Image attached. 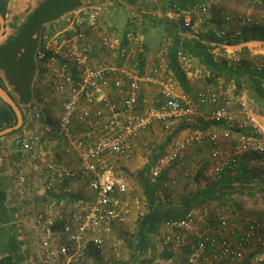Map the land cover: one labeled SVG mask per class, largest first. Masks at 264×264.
<instances>
[{"label": "built area", "instance_id": "obj_1", "mask_svg": "<svg viewBox=\"0 0 264 264\" xmlns=\"http://www.w3.org/2000/svg\"><path fill=\"white\" fill-rule=\"evenodd\" d=\"M182 1L172 0L167 13L186 31L198 32L208 16L209 4L205 1L183 6ZM107 3L91 1L71 10L64 26L41 34L36 48L37 61L46 63L42 70L44 81L65 95L56 137L63 152L76 154L80 165L66 167L46 160L36 149L38 141L27 137L19 139L20 163L27 162L36 180L45 181L49 190L56 181L78 178L83 181L84 191L79 196L52 195L36 212L31 234L37 243L40 264H97L98 257L107 259L110 253L115 258L121 256L120 247L110 245L115 225H127L133 211L144 216L148 206L132 195L133 186L118 171L110 155L129 153L133 139L155 121L164 122L167 127L177 121L192 124L205 106L211 110V119L224 123L223 128L188 134L183 140L175 141L171 151L156 159L149 180L160 184L158 195L165 203L171 201L167 191L177 180L168 174L163 177L164 172L178 162L183 163L182 152L190 145L206 140L212 143V171L217 176L224 169H234L250 152L264 154V121L245 93L218 84L202 87L195 95H182L176 78L167 72L161 59L151 54L144 55V69L139 73L130 62L131 43L139 41L133 29L126 33L130 51L127 48L128 52L123 53L121 64L97 58L96 41L102 48L109 49L117 40V31L106 26ZM243 22L252 23L255 18L247 15ZM225 32L220 30L219 35ZM173 41V34L164 35L161 55L168 54ZM58 57L69 62L72 69H61L49 62ZM229 58L239 61L236 55ZM178 61L192 63L183 50L178 52ZM262 64H256L257 68L261 69ZM112 76L118 89L124 87V82L128 83L121 101L110 98L105 92ZM146 83L156 85L159 95L145 94ZM76 123L83 126L82 134L75 131ZM226 141L232 143L229 153L221 146ZM28 182L24 168L19 169L15 187L23 197L29 193ZM164 228L152 237L153 255L148 264L233 263L245 258L247 250L254 245L264 248V220L244 216L233 223L226 215L212 220L208 206L199 211L193 208L181 218L168 219ZM128 229L135 231V225L130 224ZM185 246L189 247L187 256L178 257L175 253ZM168 251L174 254L166 257ZM255 259L264 261V251L258 252Z\"/></svg>", "mask_w": 264, "mask_h": 264}, {"label": "crops", "instance_id": "obj_2", "mask_svg": "<svg viewBox=\"0 0 264 264\" xmlns=\"http://www.w3.org/2000/svg\"><path fill=\"white\" fill-rule=\"evenodd\" d=\"M42 1L44 0H11V10L7 13L6 16V28L4 32L0 34V51L3 50L1 47L4 48L3 44L8 39L17 36L23 21L26 19L28 14L32 12L34 8ZM91 1L102 0H82L81 5H84L87 2ZM105 1L108 2V10L105 14L107 19V27L113 26L114 28L110 27L112 29H115L116 27L112 21L114 18H109L111 14L114 15L112 13V7L116 8L117 6H121V8L126 9L127 17L122 31H120L116 27L119 33L116 30L117 40H115L111 48H102L97 41L95 42L96 45L94 46V51H96L95 54L97 58H105L112 64H121L123 61V53L127 51V48L128 51H130L126 33L133 29V31H135V33L138 35L139 41L133 44L131 43L132 50L130 62L131 66L138 69L139 73H142L144 69V55L151 54L154 57L161 59L167 72L171 73L176 78L178 83V91L182 95H195L200 88L206 87L203 86L201 80L197 78L199 77V75L201 76L200 72H202L201 69L204 68V64L197 61L195 64L196 66L194 65V67L190 66V63L185 65L184 63L180 62L173 65L169 52L165 56L161 55L159 52L164 35L169 32L172 34L173 32L178 33V30L181 29L179 23L170 14L167 13L172 0H159V2L157 3H149L146 0ZM190 1L193 2V0ZM206 1L208 3V0ZM218 1L219 0H215V3H217ZM69 12L63 14L55 20L46 22L42 31L44 32L47 30L58 29L64 26ZM210 16L211 13L209 8L208 17L210 18ZM110 20L111 24L109 23ZM207 22H205V24ZM239 32L240 31H238L237 33ZM34 36L36 37L37 34L35 33ZM213 44L217 46L216 48H220L219 46H223L230 51L237 50L239 54L243 50L250 51L252 54L255 52H264L261 46H257L258 40L240 41L232 44L224 42L217 44L216 42H213ZM23 50L24 48H22V51ZM2 61H4L3 57ZM56 61L59 62L57 63V65L61 66V69L63 67L64 69H72L70 64L65 66L66 60L61 59L60 57L52 59L49 62L55 64ZM45 64L46 63L37 61V68L32 80V92L29 97H22L18 94L14 84L8 78V73L3 68V66L0 65V79L3 84L10 90L9 92H12V94H15L17 96L16 101L18 102L24 117V122L18 129L7 132L0 136V200L2 198V200L6 201V203L9 204L11 209H14L13 211H10L5 209L6 206L5 208L2 206L0 207V256H4L8 253V250L6 251V241L10 240L9 237L14 230L16 232H14L16 234L15 236L16 238H18L19 243L22 244L21 247L26 254V264H40L37 255V243L32 238L31 233L33 232L32 225L34 216L37 211H40L44 207V203L48 199V197L55 194L63 195L65 193H71L74 196H79L84 192L82 184L81 186H75L73 184L74 181H72L71 178L56 181L54 183V188L52 190H49L44 184L45 181L36 180L32 168L29 167V164L27 162H25L24 165L20 163L22 153L19 151V139L21 137H27L36 139L38 141L36 149L38 153L42 155V157L46 160L54 161L57 164L66 167H76L75 165L79 167L80 165L79 158L76 154L66 155L63 152L61 143L56 137V126L58 123L59 114L62 110L65 95L61 92H58L50 82L44 81L42 70L44 69ZM114 79L115 76H112L110 84L105 88V92L110 98L121 101L127 93L128 83L127 81L124 82V87L122 89H118L114 85ZM124 90L126 91V93L124 92ZM143 92L149 96L159 95L157 86L147 83L144 84ZM37 112L39 113V115L36 114ZM210 113V108L203 106L201 107L200 114L198 115L194 123L182 124L180 121H177V123L172 127H167L164 122L155 121L146 130L142 131V133L137 138L133 139L129 153L125 155H110V158L116 164L118 171L121 173L137 170L140 165H142V156L137 155L135 157V155H133L131 158L129 157V155L130 153H139L142 148H146L147 144H158V147L171 151V148L175 141L183 140L190 133L200 130L209 132L216 128H223L224 123L211 119ZM260 117L261 120L264 121V116L260 115ZM74 128L75 131L80 134L84 132L83 126L79 123H76ZM221 146L224 147L225 142H222ZM212 148V143L209 140H206L203 143H195L193 145H190L183 150L182 156H184L185 162L187 163L184 164V166L186 167L183 166V168H176L175 172L172 171V167L170 172V174L178 178L177 184L171 188V192L173 193L174 197L177 196L179 190H181V185L179 186L178 183H183V178L185 177L184 175L188 174V172H185L184 170H189L190 166H197V168L195 169L197 170L208 161L210 162V165H212ZM174 166L176 167L177 164H175ZM22 168H24V170L26 171L29 179V193L25 197L21 196L18 193V189L15 187L17 173L19 169ZM48 178L52 179L51 176H48ZM193 192L194 191H184L182 192L181 196L183 198H189L190 196H192ZM132 195L134 197L142 199L144 203H147V205L150 202L148 191H143V189L135 193L132 192ZM162 202L164 201L158 198V201L156 202V204L158 205L157 207L161 206L167 209L171 208V210L172 208L177 209L183 203L178 202L176 205H169L167 207L165 204H162ZM156 204L149 205L153 207L156 206ZM150 209L151 208H149V210ZM144 216L140 217L137 211H133V213L129 217V222L130 224L135 225L136 228L138 223L137 221L142 220ZM119 225L120 224L115 225V231L117 230ZM160 226L161 227L159 230H165L162 223L160 224ZM138 228H136L135 231L138 230ZM125 240H119V244L121 242H124V246H126L127 244L130 245L131 240L128 241L129 239H127V242ZM136 243L137 241L135 240V244ZM135 244H133L132 255L128 257L129 262L127 264H142L141 261H143L145 258L146 262L144 264H148L151 260L149 252H146L144 256H142L140 253L137 254V252H135ZM261 248L263 249V247ZM261 248L259 249L262 250ZM184 250H186L187 252L189 251L185 247ZM19 251H21V249ZM182 251H177L175 254L178 257L183 258V256H181L182 253H180ZM252 252H254V250H251L249 252L250 254L248 255V257H251L253 255L255 256L257 254V252H254L253 254ZM110 256L113 255L110 253ZM107 259L98 257L97 264H101L104 261L106 262Z\"/></svg>", "mask_w": 264, "mask_h": 264}, {"label": "trees", "instance_id": "obj_3", "mask_svg": "<svg viewBox=\"0 0 264 264\" xmlns=\"http://www.w3.org/2000/svg\"><path fill=\"white\" fill-rule=\"evenodd\" d=\"M205 1L206 0H193L192 2L190 0H183L182 4L183 6H189L193 3H201ZM255 1L259 3L262 7L261 9L264 10V0ZM81 4L82 0H44L40 2L23 21L17 36L8 39L3 44L4 48L1 47L3 50L0 51V65L3 66L8 73V78L14 84L16 91L20 96L29 97L32 92V80L37 68L35 52L40 36L43 33L42 30L44 24L55 20L63 14L77 8ZM10 10L11 0H0V12L5 18ZM208 19L209 17L207 16L205 22H207ZM210 21L214 22V24L220 28L215 31V33H205L197 38L188 39L187 41L182 40L179 35L173 33L174 41L169 46V55L171 56L173 65L179 62L178 52L183 50L192 61L197 60L204 64L205 70L208 72L209 81L214 82V85L216 86L218 84V79L222 76L226 78V84H229L227 82H233V85L238 90L242 88L243 81H248L252 91H250V96L254 99L258 109H260L257 113L260 115L264 114V62H260L263 63V66L259 69L256 65L253 66L249 61L239 60L235 64H232L229 59H217L211 53V49L213 48L211 42H226L232 44L248 40L264 41V23H261L259 18L255 19V22L245 23L247 25H245L235 36L228 33V31L223 28L224 20L222 18H212ZM202 25H205V23ZM180 28L184 30L182 27ZM201 28L202 27L199 29ZM199 29L197 33L202 32L199 31ZM220 30H225L226 32L219 35ZM35 33L37 34L36 37L34 36ZM22 48H24L23 51ZM2 57L4 58V61H2ZM0 83L8 89L1 79ZM224 86L227 87L228 85ZM8 91L10 90L8 89ZM12 95L17 100V96L15 94ZM16 123L17 116L14 109L11 105L0 98V130L13 126ZM262 162H264V154L257 152L248 153L238 162L234 169H224L221 175L218 176L219 179L200 188L197 192H193L192 196L189 198L185 197L182 201V205L177 209L172 208V210L171 208L157 207L158 205L156 202L158 201V198L161 199L158 195L160 184L152 183L148 179L146 191H148L149 204H156V206L152 207L148 204L147 206L151 209L149 210L148 208V212L143 219L140 220L139 228L136 231L137 243L135 244V252H137V254L140 253L142 256H144L146 252H149L152 256V237L155 232L159 231L161 227L160 224L162 223L164 225V222L168 219L181 218L189 210L197 206H207L206 204L211 199H217L222 203L231 202L232 204L231 199L235 192H246L250 196L254 195L255 192L259 190V188H255L254 185L264 186V163ZM171 168L172 167L166 169L163 177L167 174L169 175L168 172ZM176 180L178 182L177 178ZM171 188L172 187L168 188L167 191L169 195ZM169 203L170 201L168 204ZM7 204L8 203L1 198L0 207L2 206L5 208L6 206V210L13 211L14 209H11L9 204ZM14 232L15 231L13 230V235L11 234L9 237L10 240L6 241V251L8 250V253L4 256H0V264H26V254L21 247L22 244L19 243L18 238L15 236L16 232ZM185 248L189 250L188 246H185ZM20 249L21 251H19ZM182 250L181 256H187L188 252L184 250V248ZM262 251H264V248ZM171 255H173L171 251H168L165 254L166 257ZM145 262L146 260L144 259L142 264ZM262 264H264V262Z\"/></svg>", "mask_w": 264, "mask_h": 264}, {"label": "rangeland", "instance_id": "obj_4", "mask_svg": "<svg viewBox=\"0 0 264 264\" xmlns=\"http://www.w3.org/2000/svg\"><path fill=\"white\" fill-rule=\"evenodd\" d=\"M208 3L210 5L211 16L208 19V22L205 25H202V28L199 29V31H202V32L197 33V32L192 31V30L186 31V30L180 29V30H178V33L177 32H173V33H177V35H179L181 37V39L184 41H187L188 39H191V38H197L200 35L205 34V33H211V32L215 33V31L219 30L220 28L217 27L216 24H214V22H212L210 20L212 18L216 19L219 17L224 20L223 28L226 29L228 31V33H231L235 36L237 35L238 31H241L243 29V27L245 25H247L243 22V17H245L247 15H250L251 17H254L255 19L259 18L261 20V23H264V17H263L264 10L261 9L262 7L255 0H219L217 3H215V0H208ZM213 3H215V4H213ZM112 13L114 15L111 14L109 16V18L110 19L114 18L112 20L113 23L115 24V26L120 31H122L123 26L125 25L126 17H127L126 9L121 8V6H117L116 8L112 7ZM108 21H109V19H108ZM109 23L111 24V20ZM110 27H113V26H110ZM116 27L114 30L118 31V29ZM118 33H119V31H118ZM224 43H226V42H224ZM211 45L213 46V48L211 49V53L214 55L215 58H217V59H222V58L229 59L232 64H235L236 61H231V59L229 58L230 55H236L239 58V60H241V61H249L253 66H255L257 63L264 62V52H255L252 54L250 51H244L243 50L239 54V52L237 50H231L230 51V50H227V48L223 47V46H219L220 48H216L217 46H215V44H213V42L211 43ZM257 46H261L264 50V41L258 40ZM196 62H197V60H193L190 66L194 67ZM57 63H59V62L56 61L55 65L60 68L61 66H58ZM68 64H70V63L66 61L65 65H68ZM185 65H187V64H185ZM201 70H202V72H200L201 76L199 75L200 78L199 77H197V78L201 80L202 85L203 86H209V87H215L216 85H214V82H211L208 79V72H207V70H205V66ZM217 83H219L221 85L223 84V85L232 86V87H234L236 92L245 93L249 97L250 101L252 102L254 109L256 111H260V109H258V106H256L254 99H252V97L250 96L251 88L249 86L248 81H243V84H242L243 86L240 90L235 88V86L233 85V82H227L229 84H226V78L224 76L219 78ZM202 85H200V86H202ZM262 115L264 116V114H262ZM233 133L235 135L236 131H233ZM158 146H159L158 144H156V145L147 144L146 148H142L139 153H137V154L130 153L129 157L132 158L133 155H135V157L137 155H141L142 156L141 158L143 160L142 165H140V167L137 170H132V172L131 171L123 172L124 175L130 181L131 185L133 186V192L134 193L137 191H141L142 189H143V191H146V184H147V180L149 179L151 167L153 166L156 159L160 155L166 154L167 152H169L167 149H163V148L158 147ZM223 148L228 153L231 152L232 151V143L230 141H226L225 146ZM182 159H183V163L180 164V162H178L176 167L172 166L173 172H175L176 168H178V169L183 168L184 164H187L185 162L184 156H182ZM262 163H264V162H262ZM75 166L77 167V165H75ZM211 166L212 165H210L209 161L207 163H204V165L201 166L200 168H198L197 170H195L197 168V166H190V167L188 166L189 170H187V171L184 170L185 172H188V174H185L184 178L182 177L184 184L178 183L179 186L181 185V187H180L181 190H179L177 196L174 197L173 193L171 191H169L170 195H171L170 203L168 204V203L162 202V204H165L167 207L169 205H171V206L176 205L178 202H182V200L185 199V197L183 198L181 196L182 192H184V191H186V192L187 191H189V192L190 191H194V192L198 191L200 188H203V187L209 185L210 183H213L217 179H219V177L213 173ZM184 167H186V166H184ZM170 172H171V169L168 172L169 176L176 177V176L170 174ZM71 179H72V181H74L73 184L75 186H78V185L81 186V184L83 186L82 180H80L78 178H71ZM254 186H255V188H259V190L257 192H255V194L252 196L248 195L246 192H235L232 199H231L232 204H230L229 207L226 206V203H222L221 201H219L217 199H211L206 204L210 208L211 219L215 220L219 215H226L229 218V220L233 223L240 220L244 216H254V217H258V218H261L262 220H264V186H262V185H254ZM178 200H180V201H178ZM202 207L203 206L201 205V206L195 207L194 209H197L199 211ZM137 222L138 223H137L136 228L139 227L140 220ZM128 224H130V222ZM128 227H129V225H126V224L119 225L117 230L116 231L114 230L115 232H113L111 234V237H110L111 238L110 239L111 247H113L114 245H118L121 248V251H122L121 257L115 258L113 256H110L106 262L104 261L101 264H127L129 262L128 257H130V255H132L133 244H135V240H137L136 239V231L137 230L132 232L131 230L128 229ZM0 233H1V231H0ZM123 239L124 240L126 239L125 240L126 242H127V239H129L128 241L131 240L132 244L130 243V245L127 244L126 246H124V242H121L119 244V240L124 241ZM251 248L252 249L247 250L248 252L246 253L245 258H243L242 260H238V261H235L233 263L222 262L219 264H262L264 261H261V262L258 260L256 261L254 255L251 257L250 256L248 257V255L250 254L249 252L251 250H254V252L258 253L260 250L259 248H261V247L254 245ZM260 251H262V250H260ZM254 252H252V254ZM142 262L143 261H141V263Z\"/></svg>", "mask_w": 264, "mask_h": 264}, {"label": "water", "instance_id": "obj_5", "mask_svg": "<svg viewBox=\"0 0 264 264\" xmlns=\"http://www.w3.org/2000/svg\"><path fill=\"white\" fill-rule=\"evenodd\" d=\"M5 28H6V18L0 12V34L4 32ZM0 98L12 106V108L14 109L16 116H17V123L15 125L9 126V127H6L4 129L0 130V136H2L3 134H5L7 132L18 129L22 125V123L24 122V117H23V113H22V110H21L19 104L16 101V99L14 98V96L12 95V93H10L6 88H4L1 83H0Z\"/></svg>", "mask_w": 264, "mask_h": 264}]
</instances>
